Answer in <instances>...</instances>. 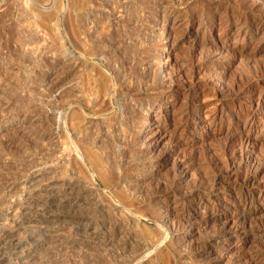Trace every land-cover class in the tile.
I'll use <instances>...</instances> for the list:
<instances>
[{"label":"rangeland","instance_id":"374dc122","mask_svg":"<svg viewBox=\"0 0 264 264\" xmlns=\"http://www.w3.org/2000/svg\"><path fill=\"white\" fill-rule=\"evenodd\" d=\"M107 1L0 0V90L12 86L20 94L26 93L27 87L41 82L37 75L40 70L67 63L65 68L58 66L51 80L56 82L55 86L45 99L51 100L61 91L71 96L62 104L65 112L62 118L54 116L52 125L49 123L51 127L49 124L47 127L61 129L57 146L59 155L67 159V163L63 161L60 167L66 175L74 176L78 184L72 191L54 189L48 194L47 203L43 202L37 206L40 209H34L25 217L16 214L15 208L1 205L0 264H264V5L260 4L261 0H163L169 20L179 23H176L178 45L172 49L166 68L167 73L173 74L174 83L165 98L169 103L167 109L160 116H152L159 121L161 130L152 127L148 131L149 137L157 139L158 143L148 155L151 164L142 171L140 165L132 163V155L140 152L135 148L140 135L133 130V134L131 131L127 140L122 141L112 95L114 91L117 94L131 92L134 101L156 105L159 104V100L154 99L156 89L137 93L132 86L117 84V87L97 58V35L91 28L97 27V11L116 9L126 2L134 12L143 11L148 21L154 13L142 0H122L114 5H106ZM133 3L138 5L133 7ZM214 11H217L214 19L199 20ZM243 17L260 22L256 34H245ZM91 20L94 23L89 26ZM186 22L192 25L193 38L182 43L180 30ZM100 23L101 27L103 25L102 28L99 25L100 32L111 29L106 21ZM159 25L154 28L156 31L160 30L162 20ZM127 29L124 25L114 28V34L119 31L118 34L125 32L123 36H127L126 33L129 36ZM28 30L42 39L38 45H23L31 35ZM155 39L147 38L151 42L148 49L134 52L126 48L120 59L134 57L137 53L141 57L163 51L162 44ZM212 40L217 44H207ZM42 50L45 53L42 54ZM72 60L78 62L74 68L69 62ZM191 76L195 81L193 85ZM30 96L40 97L36 93ZM7 97L0 96V107L9 104L14 110L21 108V101ZM134 118L131 123L135 126L138 122L143 127L151 124L140 112H136ZM184 118L191 120V124L184 126ZM94 119L103 121V136L98 144L102 153L97 150V125L86 126ZM130 124L124 128H133ZM92 129H95L93 136ZM235 135L239 136L237 142L230 144ZM21 143L13 141L8 144L10 147L0 146V170L8 168L3 159L20 158L24 151L28 153L35 148L25 142L20 151ZM112 156L118 159L115 161ZM111 165L119 173L113 166L110 169ZM13 166L7 171L14 172ZM39 169L28 168L21 178L13 181L10 202L21 203L25 199L30 180ZM4 192L1 188V197ZM98 201L120 206L121 211L111 212L117 217L119 213L139 214L140 223L125 224V232L120 234L103 217ZM165 216L169 217L167 223ZM98 232L106 236L102 244L97 238ZM11 240L22 245L28 243L27 248L13 252L9 247Z\"/></svg>","mask_w":264,"mask_h":264},{"label":"bare ground","instance_id":"6f19581e","mask_svg":"<svg viewBox=\"0 0 264 264\" xmlns=\"http://www.w3.org/2000/svg\"><path fill=\"white\" fill-rule=\"evenodd\" d=\"M119 1H122V0H116V1L115 0H108L106 2V5H111V4L114 5L117 2H119ZM132 1H134V0H132ZM142 1L144 2L143 5L145 4V7L147 5L149 8L152 9V11H153L152 13H154V16H152V18L149 21L147 19H145V14L143 13V11L142 12L141 11H138V12L135 11L134 12V10H132V8H131V4H128L126 2V3H123L122 5H120L119 8H116V9L112 7L111 9H106L104 11H97V27H96V25L94 26V28L92 26L91 30L93 29L92 30V33L97 35V58L102 61V64L103 65H105L106 69L109 72V74L107 73V75H109V77L111 76L113 78L114 83L116 82V86H117V84L118 85L132 86L134 88V90L137 91V93H139V92H146L149 89H154V88L156 89V91L154 92V99L159 100V104H156V105L139 103L137 101H134L133 100V96H131V94H130L131 92L129 94H120V93L117 94L116 91H114V89H113L114 87H112V86L111 87H112V89L114 91L113 92L114 95H112L110 93L111 90L109 92L112 95V102L115 103V107H113V108H116L115 111H114L115 114H116L115 115L116 122H117L116 125L118 124V133H120V135H122V141H126L127 140V136L129 135V133H131V131H132V134H133V130L137 132V135H140L141 140H139L138 145H136L137 147L134 146L137 150H140V152H136V153H134L132 155V163L134 165H140V170L143 171V169L144 170L147 169L148 166L151 164V161L152 160H150L151 158H148V155L150 154L151 151H153L152 150V146L153 145H157V143H158V140L157 139L149 137L148 131H150L152 129V127H156V129L161 130L160 129L161 127H159V121H156L154 118H152V116L155 115V114L158 115V116H160L161 113L163 112V110L164 109H167L168 104H169V103H167V100L165 102V98H166L167 94L169 93V91H171L172 85L174 83V77H173V74L171 75V73H169V72L167 73L166 72V68H168L167 66H168V64L171 61V54L173 53V50L172 49H174V47H176L178 45L177 40H176L178 34L176 33L177 32V27H176V23L177 22L174 24L172 21L169 20L170 19V17H169L170 14H169V12L166 9H164L165 3H163V0H158L159 3H152L153 0H152V2L151 1L149 2L148 0H142ZM142 1H141V3H142ZM103 2H102V4H104ZM135 3H137V2H135ZM260 4H263L264 5V1L261 0L260 1ZM134 5L135 6H133V7H136V5H138V4H134ZM263 5H261V6H263ZM144 11H146V10L144 9ZM216 15H217V11H214L213 13H210V14L206 15V18L202 15L199 20L201 21V19H203V18L205 20L206 19H214L216 17ZM171 19H173V18H171ZM160 20H162V25L160 27V30L159 31H156L154 28H156L157 26H160L159 25ZM91 21L92 22L89 23V26H91L90 24H93L94 23L93 20H91ZM101 21L102 22L106 21L107 23H109V26H110L111 29H108V30H106L104 32L102 30V32H100L99 25L101 27V23H100ZM241 23H243V28H244L243 31L245 32V34H248V35H254L260 29V22L258 20H254V19H251V18H248V17H246V18L243 17V19H241ZM177 24H179V23H177ZM123 25H124V27H126V28L129 29V32H130L129 33V36H128V33H126L128 37L126 35L123 36L125 32H122V34H121L122 36L120 34H118L119 31L116 32L118 35L117 34L116 35L114 34V28H116V29L119 28V27L122 28ZM102 27H103V25H102ZM180 27H181V25H180ZM180 31L182 33L181 35H183L182 43H184V42H186V41H188V40H190V39L193 38L192 37V33H191L192 32V25H190L189 23L186 22V24H184L182 26V29ZM28 32L31 35L28 36L29 39H27L23 45L24 46H27V47L28 46H33L34 44L35 45H38L41 42L42 39L39 38V36L36 35V34L33 35L30 30H28ZM147 38H156L155 40L159 41L162 44L163 51H157V53H155V54L153 53V55H147V56H141V57H139L137 55L139 53H137V54H134V57H131L129 55L130 57H128V58H122V59H120V55H122V54L124 55V51H125L126 48H130L134 52H136V50L137 51L142 50L143 48L144 49H148L149 45H151L150 44L151 42L147 41ZM153 41H154V39H153ZM215 43L217 44V42H214L213 40L207 42V44H212V45L215 44ZM30 48H32V47H30ZM36 49H37V47H36ZM38 50H36V51H38ZM30 51H32V50H30ZM41 52L43 54L44 50H42ZM41 52L39 54L40 56H41ZM37 53H39V52H37ZM148 53H150V52H148ZM25 55H26V53H25ZM29 55H31V54H29ZM29 55H28V57H29ZM44 55H47V54H44ZM42 57L44 58V56H42ZM23 58H24V55H23ZM30 59H29V61L32 62V60H30ZM164 60H167V61L170 60V61L166 64V62ZM29 61H26V62H29ZM72 61H69V62L72 63L73 68H74V67H76V65H78V62H74V60H72ZM56 62H57V60H56ZM65 65H67V63H64L63 62L62 64L57 65V67L56 66L52 67L53 69H51V68H47V69L44 68V69L40 70L37 75H38V77L39 76L41 77V79H42L41 82H39V83L36 82L33 85L30 84L29 86H31V85L32 86L31 87H27L28 91L26 93L23 92V93L20 94L18 91H16V88H13L12 86H10L8 89H5V90L2 89V90H0L1 91V93H0V96L1 97H3V96L6 97V95H7L12 101H14L15 99H18V101H21V103H20L21 104L20 105L21 108H19L17 110H14L9 104H5L4 105L5 107H3V105L0 107V146L2 147V145H4L5 147L6 146L7 147L8 146L10 147V145H11V143H13V141H21L23 144L25 142H27L29 145H31V146L33 145L35 147L32 151H29L28 153H26L27 151H24L25 153L22 152L23 154L21 153L22 156L20 158L17 157V159H14V158H11V157L8 156L6 159H3L4 162H5V164L8 165V168L11 165H14L13 166V169H14L13 171L14 172L7 171L8 168H4V169L1 168L2 170H0V189L3 188L5 190V192H6V194H5V192L3 193V194H5L4 197H1L0 196V207L4 203L3 205H5V206L7 205L8 206V209H14L15 208V211L14 212L16 214H18V215H23V217L30 215L31 212L34 209L36 210L37 206L40 207V205L43 202L46 201L47 196H49L51 194V192L54 191V189L56 190L57 188L58 189H60V188L61 189L68 188V190L72 191L74 189V187H76V184H77L75 177L72 176V175H70V176L69 175H66L65 174L66 171H63V169H61V167H60V166L63 165L62 164L63 161H65V163H67V159H65L61 155H59V148L57 146V139L59 138L60 134L62 133L61 129L59 130L58 127H57L58 129H50V128L48 129V127H47V126H49L51 124L50 122L54 119L53 118L54 116H60V117L63 116V114L65 112H64V108L62 107V104H64V102H66L65 101L66 98H69L71 96L70 94L65 93L66 91L65 92L64 91H61V92L57 93L56 95L52 96V97H54L53 99L52 98H51V100H46L47 98L45 99V97H47V96H49V94H51V93H49V90L53 89V87L55 86V83L56 82L53 83L51 80L53 79L54 73L56 72L58 66H61V68H59V69H62ZM68 67H69V65H68ZM36 72H35V74H36ZM178 74H180V73H176L175 75H178ZM35 77H34V79H35ZM191 78H192V76H191ZM194 82L195 81H193V78H192L191 79V84L193 85ZM114 83L112 82V84H114ZM237 83H238V81H237ZM24 86H25V84H24ZM27 86H28V84H27ZM238 86H239V83L237 84V88H238ZM120 89H121V87H120ZM108 90H109V88H108ZM229 91H231V90H229ZM236 91L238 92V90H236ZM124 92H126V91H124ZM233 92H234V90H233ZM237 92L234 95H236ZM33 93H36L37 95H39L40 96L39 99H41V100H39L37 98L31 97L30 95H32ZM110 94L109 95L107 94V95L110 96ZM141 94H143V93H141ZM168 96H169V94H168ZM109 101H110V99H109ZM86 109L89 110L88 108H86ZM108 111H109V109H108ZM136 112L142 113V115L144 116V118H146L147 120L150 119L151 120V124H147V125H145L143 127V126H140L141 123L138 122V123H135L136 126L133 125L132 123H134V121H135V118L134 117H135ZM104 114H105V112H104ZM248 114H250V113H248ZM247 117H250V116H247ZM100 119L99 120L98 119L97 120H95V119L94 120H90V121H88L86 123L87 128L88 127H93V126L95 127V125H97V135L96 136H97V150H99V153H100L101 150L99 149L100 146H98V144L100 145V143H101V141H100L101 140V137L100 136H103L102 134H103V131H104L102 129V127H101V124H103V121H101ZM184 120H185V118H184ZM191 122H192L191 120H187L186 119L185 122H184L185 123L184 126H187L188 124H191ZM130 123L133 125V128L131 126H129V127L132 128L131 130L129 129V127L124 128L125 125L128 126ZM51 125H50V127H51ZM113 125H114V123H113ZM89 131H90V129H89ZM105 131H106V129H105ZM108 132H109V129H108ZM136 132H135V134H136ZM93 134H95V129L94 130L92 129V131H91V135L92 136H93ZM110 135H113L114 136V134H112V133H110ZM107 137H108V135H107ZM238 138H239V136H237V135L232 136V138L230 139V144H231V142H237V139ZM95 140H93V142ZM103 140H104V138H103ZM111 141L114 142V140H111ZM129 141H127L128 144H130ZM22 143H21V147L19 149L20 151H21V149H24V147H23L24 145ZM8 144H10V145H8ZM103 144H105V143H103ZM230 144H229V147L231 146ZM232 145H233V143H232ZM103 147H105V146H103ZM114 147H115V145H114ZM109 148H110V146H109ZM106 149H108V148L106 147ZM110 151H111V149H110ZM120 151L122 152V150H119V152ZM101 153H102V151H101ZM107 153H109V151L106 152V154ZM106 154H105V158L108 159V155H106ZM98 156H100V155H98ZM109 156H111V155H109ZM114 156H116V155H114ZM114 156H112V157H114ZM237 157H238V155H237ZM116 158L118 159V157H114V160L115 161H116ZM111 160H112L111 162H114L113 159H111ZM98 163H99V161L97 160V164ZM175 164H177V163L175 162ZM56 165H58V166H56ZM118 165L119 164H117L116 166H118ZM112 166L113 165L109 166V168L112 167ZM36 167H38L40 169L38 171L36 170L37 171L36 174L30 180V183H29L30 186L28 185L29 186V192L25 195L26 196L25 199L21 203L10 202L9 201V198H10L9 195L14 190V183H13V181L16 180L18 177L21 178L22 177L21 174H22V172H24V170H27L28 168L31 169V168H36ZM57 167H58L59 170L57 169ZM106 167H107V163H106ZM113 168H114V166H113ZM115 168H114V171L115 172H118V171H116L117 169L115 170ZM112 173H113V171H112ZM138 178H139V176H138ZM129 184L130 183H128V185ZM168 190H169V188H168ZM156 191H158V190H156ZM97 192H99L98 189H97ZM0 195H2V194H0ZM45 203H47V202H45ZM113 204H114V202H113ZM117 205H118V203H117ZM7 206H6V208H7ZM99 207H100V210H101V213H102L103 217H106L105 218L106 221L110 224V226L116 227L118 229V232L120 234H123V232H125L126 226H129L132 223H134L136 225L138 223H140V217H137V216H140L139 214L137 216H135V215L133 216V215L128 214L127 212H126L127 214H123L121 212L122 213L121 215H119L120 213L118 214L119 217L111 214V212L113 213V211H121V210L118 209L120 206L119 207L114 206V205H112L109 202L108 203H106V202H99ZM124 207H125V205H124ZM126 208H124V209H126ZM37 209H40V208H37ZM124 209H123V211H124ZM128 209L131 210L130 208H128ZM131 211H133V210H131ZM0 212H1V210H0ZM133 213L136 214V212H134V211H133ZM114 214H115V212H114ZM46 215H48V214H46ZM43 217H44V215H43ZM12 218H13V213H12ZM27 218L28 217H26L25 220H27ZM141 218H143V217H141ZM19 219H21V218H19ZM40 219H42V218H40ZM46 219H47V217H46ZM163 219H164V221L166 223L169 221V217L168 218L166 217V218H163ZM160 220H159V222H160ZM13 221L14 222L12 224L15 223V220L14 219H13ZM11 222H12V220H11ZM17 223H19V222H17ZM83 224H85V223H83ZM125 224H126V226H125ZM171 227L174 228L173 226H171ZM84 229H86V228H84ZM165 230H166V227H165ZM82 233L84 235L85 232L83 231ZM85 235H86V233H85ZM87 235H88V233H87ZM88 236H90V235H88ZM105 237L106 236H105L104 233H99V232L97 233V238L100 240V243L101 244L105 240ZM5 239L7 240V238H5ZM107 240H109V239H107ZM6 243H8V242H6ZM25 244H28V243H25ZM25 244L22 245L21 242L19 243V241L18 242H14L13 240H11L10 243H9V247H10V250H13V252L14 251L16 252V251H18L20 249L27 248V245H25ZM104 244H105V242H104ZM29 245L31 246V244H29ZM32 246H33V244H32ZM4 247H5V244H4ZM1 250H0V252H1ZM27 250L29 251L30 249H27ZM23 252H25V251H23ZM26 253H23V254L26 255ZM105 253L106 252H104V254ZM10 254H11V252H10ZM1 255L3 256V254H1ZM6 255H7V253H6ZM28 256H30V255H28ZM31 256H32V254H31ZM10 257H11V255H10ZM30 257H28V258L29 259H32ZM23 259H24V257H23ZM39 259H40V257H39ZM21 260H22V258H21ZM22 262H23V260H22ZM34 264H36V263H34Z\"/></svg>","mask_w":264,"mask_h":264}]
</instances>
